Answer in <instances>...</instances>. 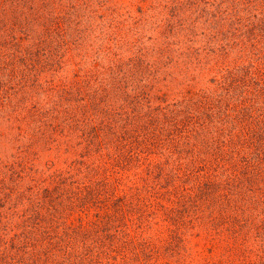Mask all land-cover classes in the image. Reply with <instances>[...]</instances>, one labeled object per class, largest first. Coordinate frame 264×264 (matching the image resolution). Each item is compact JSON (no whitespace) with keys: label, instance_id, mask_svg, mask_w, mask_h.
Listing matches in <instances>:
<instances>
[{"label":"rangeland","instance_id":"374dc122","mask_svg":"<svg viewBox=\"0 0 264 264\" xmlns=\"http://www.w3.org/2000/svg\"><path fill=\"white\" fill-rule=\"evenodd\" d=\"M237 18L261 20L262 27L264 0H0V53H10L9 63L21 55L20 73L30 75L0 105V173L14 190L2 188L1 195L16 204L14 211L39 218L31 222L38 240L26 234L32 254L46 243L41 220L56 207L44 231L76 232L78 245L77 256L63 261L59 254L60 264H264V182L243 177L228 205L219 192L195 194L194 179L159 176L153 164L162 158L148 154L156 147L138 148L130 161L127 149L113 160L99 159V152L90 157L65 136L66 111L50 120L59 124L55 129L26 115L34 100L45 106L85 100L69 95L71 85L93 74L97 84L114 82L120 64L133 76L106 91L115 110L127 106L126 92H143L144 104L154 105L155 96L174 102L208 90L212 74L192 70L187 52L219 45L220 33L238 25ZM115 91L123 92L114 97ZM10 166L19 174L7 176ZM0 211L2 221L9 217L1 202ZM229 215L247 224L232 223Z\"/></svg>","mask_w":264,"mask_h":264},{"label":"trees","instance_id":"16d2710c","mask_svg":"<svg viewBox=\"0 0 264 264\" xmlns=\"http://www.w3.org/2000/svg\"><path fill=\"white\" fill-rule=\"evenodd\" d=\"M260 21L247 19L245 23L237 18L232 24L238 25L220 33L219 45L187 52V62H194L192 70L206 67L212 74L213 86L208 90L192 92L187 98L174 102L155 96L154 105L144 104L143 92H126L127 106L115 110L109 105L108 98H111L106 91L114 90L117 83L120 85L124 79L133 76L129 68L124 69L125 66L120 64L121 76L112 78L114 82H109L112 86L107 85L105 78L97 84L98 79L93 74L95 77L91 75L81 85L72 84L73 93L68 92L74 97L82 94L85 100L75 105L48 100L51 106L34 100L26 115L43 127L49 120L54 128L59 124L53 125L50 120H58V111H66L68 115L63 119L68 123V133L65 136L76 138L83 154L90 156V152H99V159L113 160L127 149L129 155L126 158L130 161L140 153L136 151L138 148L143 147L148 152L156 147L157 151L148 154L161 156L162 161L153 164L159 176L170 174L173 180L194 179L195 194L207 198L219 192L218 195L229 205L230 196L242 186L243 177L251 183L264 182V20L262 27ZM240 28L243 29L240 31ZM6 54L0 53V105L19 90L22 78H30L29 73H20L24 62L17 61V58L21 55L17 54L13 63H9L10 53ZM85 86H88L86 93H82ZM122 92L115 91L113 96L120 97ZM48 111H51L49 117ZM112 147L116 150H110ZM2 174L0 202L10 214L2 221L0 211V264H41L42 259L45 264H60L59 254L63 261L72 255L77 256L76 232L71 236V231L66 229L60 234L54 232V228L44 231L47 228L42 225L55 219L56 207H52V212L49 210L46 219L41 220L39 235L46 243L38 247L40 251L32 254L26 234L34 232V240H38V232L31 228V222L39 221V218L25 209L14 211L16 204L1 195L2 188L11 194L14 191ZM18 174L15 166H10L6 175L14 177ZM170 209L174 210L173 207ZM228 218L241 226L247 224L246 218L235 216V221L232 215ZM229 219L222 218L228 223ZM12 230L13 236L10 235Z\"/></svg>","mask_w":264,"mask_h":264}]
</instances>
